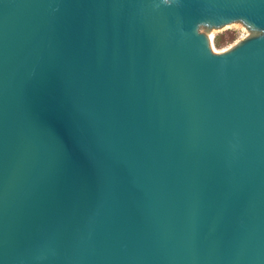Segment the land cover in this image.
<instances>
[{
	"label": "water",
	"instance_id": "95a60500",
	"mask_svg": "<svg viewBox=\"0 0 264 264\" xmlns=\"http://www.w3.org/2000/svg\"><path fill=\"white\" fill-rule=\"evenodd\" d=\"M0 264H264V0H0Z\"/></svg>",
	"mask_w": 264,
	"mask_h": 264
},
{
	"label": "rangeland",
	"instance_id": "374dc122",
	"mask_svg": "<svg viewBox=\"0 0 264 264\" xmlns=\"http://www.w3.org/2000/svg\"><path fill=\"white\" fill-rule=\"evenodd\" d=\"M250 35V32L241 23H233L220 29L209 32L210 45L213 52L225 50L228 46ZM218 42V46L216 45Z\"/></svg>",
	"mask_w": 264,
	"mask_h": 264
},
{
	"label": "trees",
	"instance_id": "16d2710c",
	"mask_svg": "<svg viewBox=\"0 0 264 264\" xmlns=\"http://www.w3.org/2000/svg\"><path fill=\"white\" fill-rule=\"evenodd\" d=\"M216 45L218 46V42H216Z\"/></svg>",
	"mask_w": 264,
	"mask_h": 264
}]
</instances>
